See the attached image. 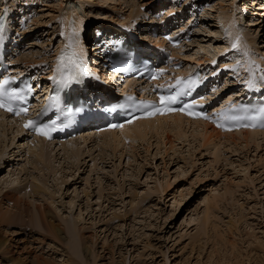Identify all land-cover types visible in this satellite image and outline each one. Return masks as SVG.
Returning a JSON list of instances; mask_svg holds the SVG:
<instances>
[{"label": "rangeland", "instance_id": "obj_1", "mask_svg": "<svg viewBox=\"0 0 264 264\" xmlns=\"http://www.w3.org/2000/svg\"><path fill=\"white\" fill-rule=\"evenodd\" d=\"M89 1L0 0V10L5 6L14 15L7 35L19 62L29 61L24 64L35 72L46 71L79 25L85 35L91 28L89 43L98 25L126 17L148 31L154 21L151 0H142L133 13L121 0ZM170 1L171 6L180 5L181 22L188 23L184 29L189 38L175 49L183 66L210 57L219 64L224 61L217 87L224 96L243 85L246 72L264 86V0L164 2ZM166 4L157 9L164 10ZM132 22L126 24L134 26ZM229 26L249 38L241 47L244 53L248 45L246 55L237 49L219 51L225 33L232 34ZM4 118L0 231L12 244L0 250V264H11L13 255L22 264H264L262 133L243 143L245 138L237 133L231 141L229 134L210 127L206 135L194 133L203 130L184 122L181 131H151L136 140L141 142L116 152L104 144L94 146V138L77 156L45 143L40 159L36 152L42 142L32 145L18 127L1 125L7 124ZM78 141L63 144H85ZM41 212L46 213L45 222ZM59 225L60 239L50 229Z\"/></svg>", "mask_w": 264, "mask_h": 264}, {"label": "bare ground", "instance_id": "obj_2", "mask_svg": "<svg viewBox=\"0 0 264 264\" xmlns=\"http://www.w3.org/2000/svg\"><path fill=\"white\" fill-rule=\"evenodd\" d=\"M85 1H89V0H80V2H82V3H85ZM92 1H95V2H99L100 0H92ZM108 1V0H107ZM121 1H124L123 3H125L126 4V6H128V10H132V13L135 11V9L138 7V5L140 4L141 6H142V4L140 3V2H143L142 0H121ZM136 1H138V2H136ZM153 3H152V5L151 6H149L150 8H155L156 10L155 11H157L158 9L157 8H161L163 5H164V1H160V0H151ZM70 2V1H69ZM90 2V1H89ZM94 2V3H95ZM70 5V8H74L75 9V5H73V3L72 4H69ZM82 5H85V4H81V6ZM145 5H147V4H145ZM83 8H84V6H82ZM78 8V7H77ZM76 8V9H77ZM138 8H140V6L138 7ZM170 9L169 10H176V11H178L180 8L179 7H177V6H174V4L171 6V7H169ZM73 9V10H74ZM79 9H77L76 11L74 10L73 12H77ZM153 10V12H155L154 11V9H152ZM168 10V11H169ZM78 13V12H77ZM131 13V14H132ZM130 14V15H131ZM78 17H80L79 15L77 16V18ZM128 17V16H127ZM164 17V15H161V17H160V19H162ZM125 18L126 17H122L121 19H123V20H125ZM79 21L81 20V17H80V19H78ZM83 20V19H82ZM82 20L80 21V22H82ZM140 20V19H139ZM138 20V22H141V21H139ZM79 21H77L78 23H79ZM127 21H129V22H131L130 20H127ZM143 21V20H142ZM136 22V21H135ZM9 24V23H8ZM7 24V25H8ZM80 24V23H79ZM78 24V25H79ZM82 24V23H81ZM129 26H133V25H131V24H129V23H127ZM230 24L232 25V23L230 22ZM229 24V25H230ZM77 25V23L74 25V26H76ZM83 25V24H82ZM228 25V24H227ZM80 27H78V28H80L79 30H76V32L74 31V30H72L69 34H68V38H69V42H72L73 43V47L75 48V49H77L78 51H80V52H85V46H84V38H82V36H87V34L85 35L84 34V29L85 28H83L82 29V27L83 26H81V25H79ZM101 26H103V25H100V26H98V28L99 27H101ZM189 26V25H188ZM109 27V26H108ZM134 27H135V25H134ZM184 27H186V26H184ZM193 27V26H192ZM191 27V28H192ZM230 27V26H229ZM235 27V26H234ZM236 29L237 28H235V29H233L232 28V30H231V27L229 28V30H231V33L232 34H236V32H238V33H241V32H239V31H236ZM8 29H5V31H4V34L7 36V34H8V31H7ZM141 30H142V28H141ZM226 30H228V28H226ZM225 30V31H226ZM228 30V31H229ZM144 31V30H143ZM144 32H147V31H144ZM88 33H90L89 32V30H88ZM242 34V36H243V39H244V35H243V33H241ZM94 35H95V33H94ZM158 36H155L154 37V39H155V41L156 42H159V38H161V36H159V38H158V40H156V38H157ZM67 38V39H68ZM189 38V37H188ZM67 39H65V41H67ZM194 40V39H193ZM242 41V40H241ZM192 42V41H191ZM190 42V43H191ZM180 48H182V46L180 47ZM178 49H179V47H178ZM173 50H175V48L173 49ZM179 51V50H178ZM178 53V52H177ZM179 54V53H178ZM180 55V54H179ZM204 57V56H203ZM207 57V56H206ZM196 59V58H195ZM200 59H202V58H200ZM14 61L13 62H15V61H17L18 59L16 58V56H15V58L13 59ZM56 60H57V58L56 57H54V59H53V62H52V64L48 67V69H50V72L53 70V67L54 66H56ZM26 62H29V61H24L23 62V64L24 63H26ZM100 62H101V60H100ZM201 62V61H200ZM246 65V64H245ZM30 67V64L29 63H27V64H24V68H29ZM62 69H63V67H62ZM190 68H187V69H180L179 71H182V72H184V71H187V70H189ZM244 69V68H243ZM24 70H26V69H24ZM30 72L32 73V74H34V76H36V75H39L40 76V79H42V83L43 82H45V84H47L48 82L47 81H45V77H46V75H43V74H45V73H48L49 71H42V72H40V73H38V71H34L32 68H31V70H30ZM256 74V73H255ZM256 80V79H255ZM126 84H127V82H126ZM125 88L127 89V86H125ZM5 116V114L4 115H1V113H0V117H4ZM10 121H12V119H9ZM16 121H18L17 119H15ZM13 121L12 123H16L17 124V122L16 121ZM1 121V120H0ZM187 123L188 125L189 124H192L193 126H197V127H201V129L203 130V132H198V131H193L194 133H199V134H203V135H206L205 133H204V131L206 130L207 131V129L210 127L211 129H213L214 131H216L217 133H220V134H222L223 136H224V134H229L230 136H229V138H231L230 140L231 141H234V137L236 136V135H233V134H235V133H225V132H220V131H218V130H216V129H214V128H212L211 127V125H209L207 122H202V121H200V120H190V119H185V118H183V117H181V116H179V115H177V114H173L172 116H168V117H156L155 118V120H140L139 122H137V123H134V124H132V125H127V126H125L123 129H121V131H105L104 133H102L101 135H95L96 137H94V136H92V137H94V140H95V144H94V146H96L97 144H100V145H102V144H104V146L105 147H109V148H112L111 150L113 151V152H116V151H118V149L120 148V147H125V144H130V143H132L133 141H135V142H133V143H139V142H141V141H136V140H139V139H143V138H146L147 137V134H148V132H151V131H163V130H166V129H168V128H172V127H174L175 129H180V131L182 130L181 129V125H182V123ZM1 125H3L4 127L7 125V124H5V123H1ZM19 126V125H18ZM9 128L10 129H12V127L11 126H9ZM9 130V129H8ZM17 132H19L20 134H23V132H25L24 131V128L22 127V126H19L18 127V129H17ZM241 133V134H240ZM263 134L264 135V131H258V130H255V131H241V132H239V133H237V135H241V137L242 138H245V139H243V143H245L246 142V140H248V141H253V139L254 138H256L257 136H258V134ZM20 134H18V135H20ZM262 135V136H263ZM165 136V135H164ZM92 137H90V136H88L87 138H82V140H83V142L82 143H85V144H82L81 143V141H78L79 142V144L81 143L82 145L81 146H79V147H77V146H73V147H71V148H66V146H65V144H68V140H65V141H62V142H60V143H56V141L55 142H46L45 140H43V139H41V138H38V139H35L36 141H38V143L40 144L41 142H42V144H43V146H42V148H41V150L39 151V152H36V155H37V157L38 158H44V152L45 151H43L42 152V149L43 148H45V143H48V144H50L51 145V148L53 147V150H57V151H60L61 150V152H63L64 154H67V155H69L70 156V154H74V155H80L79 154V152H80V148H82V146L84 145H86V143L88 142V146H89V143H91V139H93ZM209 137H212V136H209ZM17 138V137H16ZM163 138V137H162ZM238 138V137H237ZM93 140V141H94ZM73 141H77V139H73V140H71V142H69V143H72ZM86 141V142H85ZM63 142L65 143V144H63ZM13 143H15V142H13ZM132 143V144H133ZM248 143V142H247ZM61 144V145H60ZM36 146V145H35ZM56 146H58V147H56ZM100 149V148H99ZM28 151L29 152H32V150L30 149V148H28ZM69 152H71L70 154H69ZM60 153V152H59ZM53 154V153H52ZM54 155V154H53ZM71 158V157H70ZM16 189V188H15ZM16 190H18V189H16ZM44 191V190H43ZM217 193V192H216ZM6 195H7V193H6ZM14 200V199H13ZM15 202V201H14ZM40 218H41V221H46L45 219H46V213L45 212H41L40 213ZM195 219V218H194ZM191 221H192V219H191ZM54 229H52V227L50 228L52 231H53V233L52 234H54V236H57L58 238H59V231L61 230V228H60V225L59 226H57V227H53ZM6 232V231H5ZM58 238H55L57 241H59V239ZM0 239H2V240H0V250L6 245V244H12L11 242H9L10 241V239H8V237H6V234H3V232H1L0 231ZM7 248H9V247H6V252H7ZM9 250V249H8ZM14 250V249H13ZM12 249H10V251H9V253L10 252H12L13 251ZM6 252H4V253H6ZM0 253H3V252H1L0 251ZM13 254V253H12ZM11 254V255H12ZM2 258H3V256H2ZM22 262H23V260H22V258L20 257V256H17V255H13L11 258H10V262L9 263H11V264H22Z\"/></svg>", "mask_w": 264, "mask_h": 264}, {"label": "snow or ice", "instance_id": "obj_3", "mask_svg": "<svg viewBox=\"0 0 264 264\" xmlns=\"http://www.w3.org/2000/svg\"><path fill=\"white\" fill-rule=\"evenodd\" d=\"M2 31H3V26L0 25V33H2ZM232 47L236 48V47H238V44L233 43ZM58 59L61 62L58 65V68H60V67L67 68L69 65H71V66L75 67L76 69L80 70L81 72H83V68L81 66V63L79 62L80 58L77 57V55L74 51L68 55L62 54ZM66 60H67V63H65ZM84 74H87V73H84ZM193 75H195V74H193ZM72 79H75L74 75L72 76ZM182 79L188 81V89L184 93V94H187V92L190 91V89H191L192 83H195V81H192L191 78H182ZM261 79H264V77H261ZM62 82H67V81H62ZM7 83H8L7 80H3L2 82H0V108H6L8 111H15L13 108L8 106V104L5 102V99L7 98V100L10 102L12 100H21V99H23V97L19 96L15 91H12V92L4 91L3 86ZM179 83H181V80H177V84H179ZM245 83L247 84V86L249 88H252L255 86V79H249V80L245 81ZM177 102H178V94L172 93L169 95H160L158 105L155 102H150V103H151V106L154 107L157 112H159V111H161V109L167 107L168 105L175 104ZM188 107H190V105H185L180 110L185 111ZM230 107H235V106L230 105ZM169 110H171V109H169ZM21 112H27V108L22 107L19 111H15V114L19 115ZM261 112L264 113V109H262ZM149 114H152V113H149ZM190 114L199 115V113H190ZM251 119L256 120V119H258V117L253 116V117H251ZM31 126H35V121L29 120L25 124L26 128L31 127ZM36 131H38L40 134L47 135V133L44 131V129L40 128L38 126H36Z\"/></svg>", "mask_w": 264, "mask_h": 264}]
</instances>
